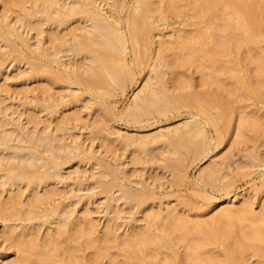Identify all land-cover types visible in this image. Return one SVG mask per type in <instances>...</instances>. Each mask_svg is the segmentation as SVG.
I'll return each mask as SVG.
<instances>
[{
    "label": "bare ground",
    "instance_id": "obj_1",
    "mask_svg": "<svg viewBox=\"0 0 264 264\" xmlns=\"http://www.w3.org/2000/svg\"><path fill=\"white\" fill-rule=\"evenodd\" d=\"M262 146L264 0H0V264H264Z\"/></svg>",
    "mask_w": 264,
    "mask_h": 264
},
{
    "label": "rangeland",
    "instance_id": "obj_2",
    "mask_svg": "<svg viewBox=\"0 0 264 264\" xmlns=\"http://www.w3.org/2000/svg\"><path fill=\"white\" fill-rule=\"evenodd\" d=\"M132 92H133V89L132 90H130L129 91V93L126 95V97L125 98H120V103H119V107H120V109H122L125 105H126V103L131 99V96H132ZM129 99V100H128ZM123 101V102H122ZM127 101V102H126ZM125 102V103H124ZM124 104V105H123ZM260 106H262L263 104H259ZM250 109V108H249ZM233 115V114H232ZM231 116V115H230ZM234 118H236V115L235 116H233V119H232V122L233 123H231V129H232V131H231V129H230V133H232V134H230V133H225V137H226V135H227V138H225L224 139V141H223V143H222V145L218 148V151H216L217 152V154H218V159H219V157L221 158H224V156L225 155H231V153L235 156V159L234 160H237V161H234L235 163L236 162H243L244 160H246V159H244L245 157L243 156V153H244V150L245 149H247V148H249V146H251L250 144H252V142H242V143H240L239 141H238V143H234L233 141H235L236 140V138L237 137H235V135L236 134H234L233 133V131H235V133H236V131L237 130H234V127H235V123L234 122H236V119L234 120ZM178 121V119L176 118L175 120L174 119H172V120H170L169 122L170 123H173V122H177ZM168 121H166V123H165V121H163L162 122V124L163 125H167L168 123H169ZM232 124H233V126H232ZM237 124V123H236ZM119 126H121L122 128H129V130H134V129H141V126H140V124H139V126L140 127H136L135 126V128H134V125H125V123L124 122H120L119 124H118ZM128 126V127H127ZM130 126V127H129ZM150 128V127H149ZM149 128H147L148 130L147 131H155L156 129V127H151L150 129ZM226 132H228V131H226ZM234 134V135H233ZM235 139V140H234ZM100 142H98V140L96 141V147L98 146L99 147V144ZM248 146V147H247ZM247 147V148H246ZM245 148V149H244ZM262 148V150L264 151V146H262L261 147ZM240 149H242L243 151H241L240 152ZM110 152H108V154H109ZM111 155V154H110ZM232 161V162H233ZM234 166L236 165V164H233ZM200 166H201V163L200 164H193L192 166H190V168H189V171H188V179L187 180H185V181H180V182H178L179 184H177L176 183V185H173V186H170L171 187V189H170V187H169V185H170V183H169V181H167V179H169V178H171V175H169V173L168 174H166L168 177H166V178H163V180L161 179V181L160 180H158V181H155V179L154 180H152L153 179V173H155V172H152V171H150L149 170V172L145 175V177L147 178V176L148 177H150V176H152L150 179L149 178H147V180L148 181H152V183H154V184H157V185H159L160 186V184L161 183H164L163 184V187L161 188H159V190L158 189H156V192H157V195L156 196H164V199H163V197H161V198H158V197H156L157 198V200H166V201H169V202H171V203H175V202H177L178 201V199H180V200H186V201H188V202H190L186 207H187V209H189L190 210V212L191 213H194L196 210H197V207H200L201 208V206L203 207V208H207L209 205L210 206H216V205H218L219 204V202L220 201H224V200H226L227 198H226V191H219V190H213V194L214 195H216L217 196V198L215 199V200H213L212 201V203H208L207 201L209 200H205L204 199V197H201V195H199V194H197V191L195 192V190H197V187H196V185H194L195 184V177L197 176V174H198V172H199V169H200ZM160 169V168H159ZM158 169V170H159ZM162 171V172H161ZM166 171V170H165ZM158 172H161V173H163L164 171L163 170H159ZM149 173H152L151 175H149ZM165 173H167V171L165 172ZM252 177H253V179H252ZM252 177H243V176H239L238 177V179H237V182H236V184H235V186L232 188V191L233 192H240L241 190H243V189H247V190H249V189H251V188H253V185H258V186H261L262 184V181L260 180V178L255 174V175H253ZM189 178H191V180H189ZM165 179V180H164ZM255 179V180H254ZM192 180H194V181H192ZM167 181V182H166ZM187 181H190V182H187ZM156 182V183H155ZM160 182V183H159ZM182 182H184V183H182ZM194 182V183H193ZM182 183V184H181ZM166 184H168V185H166ZM192 184V185H191ZM156 185V186H157ZM193 185H194V187H196V188H192L193 187ZM169 189H168V188ZM167 188V189H166ZM174 190H173V189ZM194 191H193V190ZM166 190V191H165ZM170 191L172 194H171V196H168V197H166L168 194V192L167 191ZM173 190V191H172ZM160 194V195H159ZM164 194V195H163ZM174 194V195H173ZM183 194V195H182ZM264 194V193H263ZM153 202V199H150V200H148L146 203H148V202ZM261 205V202H257L256 203V209L257 210H259L260 209V206ZM189 206V207H188ZM196 206V207H195ZM103 220L104 219H102V222H103ZM253 260H256V257H254V258H251V261H253Z\"/></svg>",
    "mask_w": 264,
    "mask_h": 264
}]
</instances>
